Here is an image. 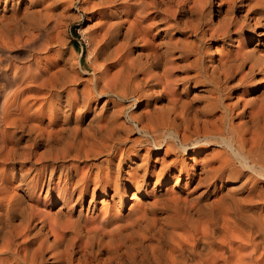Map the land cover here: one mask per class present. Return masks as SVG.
Masks as SVG:
<instances>
[{"label":"bare ground","instance_id":"obj_1","mask_svg":"<svg viewBox=\"0 0 264 264\" xmlns=\"http://www.w3.org/2000/svg\"><path fill=\"white\" fill-rule=\"evenodd\" d=\"M22 1L0 15V264H264V0H99L91 73L13 61L56 46L59 0ZM108 95L133 102L93 108ZM186 172L184 195L138 203Z\"/></svg>","mask_w":264,"mask_h":264},{"label":"rangeland","instance_id":"obj_2","mask_svg":"<svg viewBox=\"0 0 264 264\" xmlns=\"http://www.w3.org/2000/svg\"><path fill=\"white\" fill-rule=\"evenodd\" d=\"M14 1H16V0H8L7 11H6L7 14H8V11L11 9V6L14 4ZM62 1L63 0H59L58 1L59 3L58 2H57V4L55 3L56 5L52 4L53 6H55V8H53L52 5L50 7L51 11H52V9L54 10L55 16H54V12L52 13L50 10L48 12V13H50L49 15L51 16V18L54 17L49 21V23L51 22L49 27H50L51 33L53 34V37L56 36V37H54V39L57 38L54 40L55 41L54 45H56L57 47L52 46L53 49L49 53L43 52L42 54L37 55L36 57H38V58L35 57V60L32 63L27 62V60H23V57L19 56V51L21 49L20 47H13L14 50H12V48H10L12 50L11 57H12V59L15 58V59H13V61H17L19 66L21 64V67L24 69V72L26 71V69L30 65L36 64L37 61L42 62L44 67L55 66V63L57 62V60H59L58 53L61 54V56L65 60L67 59V60L71 61V63H74V64L79 63V65L81 64L82 66H84L85 70L87 72H90V73L93 71V69H95L94 67H97V66L93 65V63L98 62V63H95L96 65L101 63V61H97V57H95V55L97 54V48H98L97 43L99 42V41H97L98 38L94 37L95 41L92 39L94 36L93 33H95V36H96V34L98 36L99 33L95 32V31L100 27L99 25L102 24V23H100V22H102L101 18L103 16V13H105L106 11L98 5L99 3L97 1H99V0H92L93 2L91 0H73L72 2H74V3L66 2L67 0H64L63 2ZM94 1L96 3H94ZM25 2L27 3V0L22 1V4H21L22 8L25 7V4H26ZM45 2H46L45 5H50L52 0H45ZM41 3L42 2L39 1V5H41ZM87 4H89V5H87ZM93 4L98 5V6L94 7ZM90 5H92L91 7H94V9L92 8L93 10L89 9V8H91ZM4 6H5V0H3V2L0 4V15L3 13ZM42 6H43V4H42ZM38 8H40V7H38ZM95 42L97 44V46H96L97 48L95 46H92V45H96ZM92 43H94V44H92ZM254 46H255L254 39H252V41L250 42V48L253 49ZM94 52H96L95 55H94ZM94 60H95V62H94ZM92 65H93V67H92ZM100 66H101V64H100ZM100 66H99V68L97 67L95 70L100 71L102 69V68L100 69ZM34 69H36V67ZM90 73H87L88 75H85L84 77L85 78L91 77L92 74L90 75ZM86 84H88V83H86ZM88 88H89V90H88ZM78 89H80V90L84 89L85 91H87V90L90 91L92 89V87L90 84H88V85H81L78 87ZM110 99L115 100L113 104L115 105V108L120 107V110L123 108L127 109L126 107H127L128 103L130 104V102L132 101V100H130V101H122L121 102V100L119 98H117L116 96L108 95V96L98 97L97 98L98 101L93 102V106H94L93 108L94 109L100 108L103 105L104 101H106V100L109 101ZM123 103H125L124 107L121 108ZM113 104H110V107H113ZM118 104H120V105H118ZM117 105H118V107H117ZM110 107L105 109L104 110L105 112L104 111L102 112L104 117H106L107 114L110 115L113 112L112 111L113 108H110ZM144 109H145V104L140 105V106L138 104H136L128 112L133 110L132 111L133 113L134 112L139 113ZM125 119L126 118L123 117V120L120 121V123L125 121ZM126 120L127 121H125V122L126 123L128 122L127 123L128 127L130 125V130L134 129V132H131L129 134V138L131 141H130V143H128V147L131 145H135V141H138V140L140 141L141 138L149 139L150 144H147V143L146 144L144 143L142 145L137 144L136 148H140L142 150V152H141L142 157L141 158H143V155H146V153H147L146 149L150 147V154L151 155H150V159H149L150 161H148V164L151 168L156 167L159 170L161 163H163L165 160L169 161L170 157L166 156L164 150L158 151V149L155 147L154 143H152L153 140L150 136L148 137L147 135L139 133V130L137 129V125L135 123L130 121L128 118ZM177 144L179 145L178 142H177ZM211 152H212V150H210L208 153H204V154L198 156V158L202 159L207 154H209ZM169 155H171V154H169ZM190 156H192V154H190ZM190 156H186L184 158L186 160L185 165L187 164V167H190L193 164L192 160L190 159ZM136 163H140V160H136ZM176 174L178 175V172ZM190 175H191L190 172H186L183 176L179 177V179H177V180H174V179L170 180V181H168V183H164L163 185L158 184L155 188V190H156L155 192L153 191V187L150 185L151 187L148 188L146 192H144L140 195L141 200L138 201V203L141 206L146 205L149 201H152L154 199L156 194H158L159 192H166V190H168L171 194H174L177 196L184 195L185 192L187 191V181H188V178L190 177ZM155 182H156V180L153 179L151 181L152 185L155 184ZM134 193H135V191L132 190L130 195H129L128 203L124 206V212H123L124 217H126L128 215V213L130 212V208L132 207L133 204H135V201L133 200ZM109 199L111 200V196L108 197V200ZM102 201H103V198L100 199V202L97 205V210L102 209V204H101ZM47 209H46V211L48 212L49 210H51L53 208H51L50 206H47ZM56 209L57 208H55V210Z\"/></svg>","mask_w":264,"mask_h":264}]
</instances>
